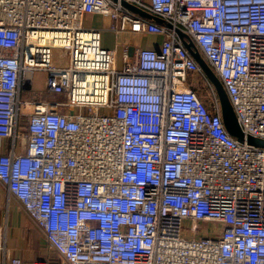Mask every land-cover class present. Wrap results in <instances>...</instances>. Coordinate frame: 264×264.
<instances>
[{"label":"built area","instance_id":"2783aa9c","mask_svg":"<svg viewBox=\"0 0 264 264\" xmlns=\"http://www.w3.org/2000/svg\"><path fill=\"white\" fill-rule=\"evenodd\" d=\"M176 27L264 139V0H0V182L47 243L13 255L5 221L0 264H264V148L229 134ZM37 70L54 100L22 98Z\"/></svg>","mask_w":264,"mask_h":264},{"label":"crops","instance_id":"0c3cea01","mask_svg":"<svg viewBox=\"0 0 264 264\" xmlns=\"http://www.w3.org/2000/svg\"><path fill=\"white\" fill-rule=\"evenodd\" d=\"M109 23L105 22L101 27L108 26ZM118 37L119 44H129V48L134 45L135 40L141 47L159 48L162 43L160 36H133L129 33H121L118 34ZM9 148L8 140L0 141V152H6ZM5 221L7 222L8 246L13 255L26 261L42 259L43 254H40V250L42 249L43 252L44 243L45 247L47 245L46 240L44 241L39 236V230L34 226L23 208L13 199H8L5 187L0 182V224L5 223Z\"/></svg>","mask_w":264,"mask_h":264},{"label":"water","instance_id":"95a60500","mask_svg":"<svg viewBox=\"0 0 264 264\" xmlns=\"http://www.w3.org/2000/svg\"><path fill=\"white\" fill-rule=\"evenodd\" d=\"M123 5L127 7L128 9H130L131 11L148 19L149 21L158 23L166 28H170V29L174 28L170 22L160 17H157L155 15H152L150 13H147L146 11L136 6H133L126 2H123ZM175 32L177 33L179 38L183 41L184 45L189 50V52L193 55V57L195 58V60L197 61V63L199 64V66L201 67V69L203 70L207 78L209 79V81L215 87L217 95L220 100V104H221V113H222L223 121H224V124L229 134L240 143H247L250 145L264 148V139L257 138L251 135H247L242 130L240 123L238 121L236 112L233 108L229 95L222 81L220 80L218 75L215 73V71L210 67V65L208 64L206 59L202 56V54L199 52V50L196 48L192 39L180 28L176 27ZM134 50H135L134 46H130L129 48L130 56L133 55Z\"/></svg>","mask_w":264,"mask_h":264},{"label":"rangeland","instance_id":"374dc122","mask_svg":"<svg viewBox=\"0 0 264 264\" xmlns=\"http://www.w3.org/2000/svg\"><path fill=\"white\" fill-rule=\"evenodd\" d=\"M110 17L94 14L88 15L86 19V26L94 25L96 27H101L105 22L108 24ZM117 34H110L104 33L103 34V46L116 48L117 45L119 46V39ZM133 39V38H132ZM134 45L136 47L140 46V44L135 40ZM33 81V90L31 92H24L22 94L23 99H35L39 101L44 100H54L55 97L52 95H48L47 93V82H48V75L47 72L42 70H37L35 72H29L27 75ZM194 80V76L190 75V81ZM85 113H88L87 110H84ZM189 226V224H187ZM39 236L43 239V234L39 233ZM40 254L42 255V249L40 250ZM40 255V256H41Z\"/></svg>","mask_w":264,"mask_h":264}]
</instances>
